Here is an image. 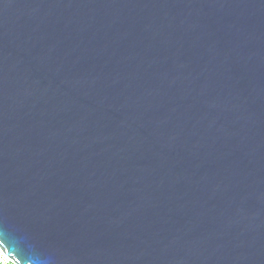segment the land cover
<instances>
[{"label": "water", "instance_id": "1", "mask_svg": "<svg viewBox=\"0 0 264 264\" xmlns=\"http://www.w3.org/2000/svg\"><path fill=\"white\" fill-rule=\"evenodd\" d=\"M0 251L264 264V0H0Z\"/></svg>", "mask_w": 264, "mask_h": 264}, {"label": "built area", "instance_id": "2", "mask_svg": "<svg viewBox=\"0 0 264 264\" xmlns=\"http://www.w3.org/2000/svg\"><path fill=\"white\" fill-rule=\"evenodd\" d=\"M0 264H12L11 261L8 258H6L1 251H0Z\"/></svg>", "mask_w": 264, "mask_h": 264}]
</instances>
